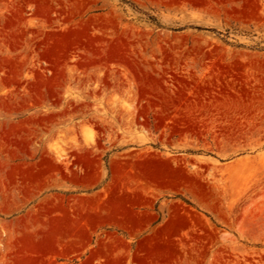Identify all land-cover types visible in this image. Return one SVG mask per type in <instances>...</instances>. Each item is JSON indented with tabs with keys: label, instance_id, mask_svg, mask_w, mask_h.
Instances as JSON below:
<instances>
[{
	"label": "rangeland",
	"instance_id": "1",
	"mask_svg": "<svg viewBox=\"0 0 264 264\" xmlns=\"http://www.w3.org/2000/svg\"><path fill=\"white\" fill-rule=\"evenodd\" d=\"M0 264H264V0H0Z\"/></svg>",
	"mask_w": 264,
	"mask_h": 264
}]
</instances>
